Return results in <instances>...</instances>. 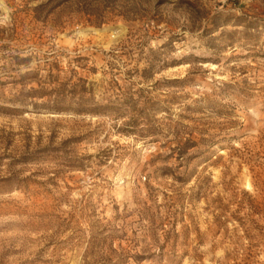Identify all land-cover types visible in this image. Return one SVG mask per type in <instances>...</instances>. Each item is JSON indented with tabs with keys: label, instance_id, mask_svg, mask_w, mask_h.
<instances>
[{
	"label": "rangeland",
	"instance_id": "rangeland-1",
	"mask_svg": "<svg viewBox=\"0 0 264 264\" xmlns=\"http://www.w3.org/2000/svg\"><path fill=\"white\" fill-rule=\"evenodd\" d=\"M0 264H264V0H0Z\"/></svg>",
	"mask_w": 264,
	"mask_h": 264
}]
</instances>
